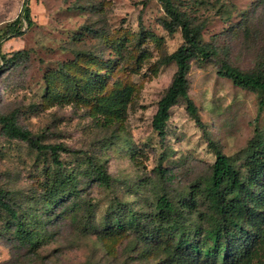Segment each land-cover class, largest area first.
<instances>
[{
	"label": "rangeland",
	"instance_id": "rangeland-1",
	"mask_svg": "<svg viewBox=\"0 0 264 264\" xmlns=\"http://www.w3.org/2000/svg\"><path fill=\"white\" fill-rule=\"evenodd\" d=\"M173 1L203 27L204 44L216 52L203 64L195 61L188 75L200 122L181 101L171 109L163 141L153 120L177 71L164 59L183 37L164 28L168 18L158 0H0V37L28 2L34 21L28 29L24 24L23 36L0 40L9 58L23 51L0 62V117L43 145L67 150L57 165L0 122V188L40 239L34 246L15 239L0 205V264H167L165 241L175 249L181 225L187 233L208 228L204 215L213 211L206 200L198 198L192 209L183 205L208 184L217 154L246 174L257 145H264V95L219 76L216 65L264 75V0ZM69 75L79 85L63 87ZM90 78L102 79L105 91L71 104L55 98L85 91ZM122 90L130 94L124 109L98 103ZM94 165L104 167L109 185L96 181ZM62 172L75 188L52 202L48 189ZM163 196L181 217L157 216ZM172 223L179 230H170ZM157 227L169 232L160 240L140 236Z\"/></svg>",
	"mask_w": 264,
	"mask_h": 264
},
{
	"label": "trees",
	"instance_id": "trees-1",
	"mask_svg": "<svg viewBox=\"0 0 264 264\" xmlns=\"http://www.w3.org/2000/svg\"><path fill=\"white\" fill-rule=\"evenodd\" d=\"M162 5L167 20L163 22L164 28L170 33L181 30L183 43L172 54L167 55L164 64L175 63L177 71L174 79L158 104V111L153 120V129L158 133L161 140H165L167 132L166 127L170 120L171 109L177 106L181 101L187 104V111L197 122H200L197 109L189 95L188 75L191 71L192 64L196 61L203 64L210 60L215 50L203 42V27L194 25L193 22L182 13L174 4L173 0H158ZM27 29L34 26L31 15L29 2L25 4L21 15L12 22L5 35L1 39H10L12 37H21L25 34L23 26ZM23 54L18 51L12 57H7L1 53L0 44V62L7 65L13 62L17 56ZM219 76L230 79L234 84L249 89L251 91L264 95V75L261 73H247L231 66L226 62L216 65ZM88 70H84L83 75H88ZM69 75L68 78H62L63 87L79 85V81ZM101 78L99 74L95 76ZM71 79V80H70ZM89 86L85 91H78L75 94L55 93V98L60 104H71L74 100H82L90 96L95 98L96 94L105 91V84L102 79H89ZM130 94L128 90H122L107 99L101 98L98 103L108 110H121L127 107ZM264 106V98L261 102ZM5 132L11 136L19 138L38 151L39 153L50 154L53 162L61 165L60 153L67 151L62 146L43 145L39 138L30 131L19 127L11 118L0 117ZM82 155L81 152H73ZM96 181L102 185L110 184V175L105 171L103 166L94 165ZM93 176V174H92ZM51 188L48 189L49 200H59L63 195L73 193V177L62 172L55 174ZM7 192L0 188V205L7 211L10 226L14 228L13 236L19 242L34 246L39 242V236L35 229L19 215L16 207L8 199ZM198 198L206 200L213 214L204 215L208 222V228L203 231L200 228L193 232L187 233L181 225L180 239L176 243V248L171 250L170 241L167 244L169 261L167 264H259L264 260V145L258 144L255 153L250 158L244 175L232 160L223 155L217 154L216 161L212 166V173L209 182L204 187H196L191 192V197L183 205L190 209L195 208L198 204ZM15 209H14V208ZM158 217L166 219L169 214L181 217L179 209L163 196L157 204ZM176 224V223H172ZM135 226L134 220L130 222ZM123 223H119V228H124ZM139 230V228L137 227ZM163 227H157L149 230L144 229L140 232L143 240L152 238L161 239L168 230L162 234ZM170 230L174 232L179 230L176 224ZM174 251V252H173Z\"/></svg>",
	"mask_w": 264,
	"mask_h": 264
}]
</instances>
